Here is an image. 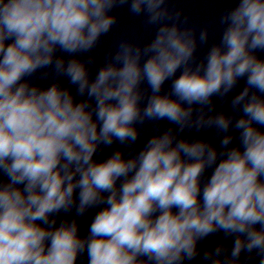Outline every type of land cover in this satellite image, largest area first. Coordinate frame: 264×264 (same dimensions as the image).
<instances>
[{"label": "clouds", "instance_id": "obj_1", "mask_svg": "<svg viewBox=\"0 0 264 264\" xmlns=\"http://www.w3.org/2000/svg\"><path fill=\"white\" fill-rule=\"evenodd\" d=\"M229 3L201 57L173 0H0V264H264V0ZM124 6L154 35L94 71Z\"/></svg>", "mask_w": 264, "mask_h": 264}]
</instances>
